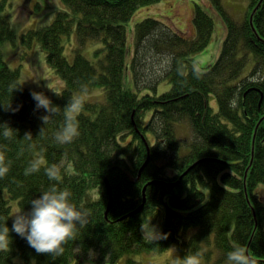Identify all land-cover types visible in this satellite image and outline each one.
<instances>
[{
    "label": "trees",
    "instance_id": "16d2710c",
    "mask_svg": "<svg viewBox=\"0 0 264 264\" xmlns=\"http://www.w3.org/2000/svg\"><path fill=\"white\" fill-rule=\"evenodd\" d=\"M158 1L62 0L66 9L49 24L18 36L4 12L9 0H0V44L19 38L27 47L35 43L64 81L61 91L27 88L0 48V124L17 132L11 140L0 135L12 162L0 179V223L7 220L12 240L9 251H0V264H114L121 258L125 264H143L139 255L173 247V258L163 264L196 252L203 264H228L227 253L236 245L244 246L255 264H264V194L257 191L259 185L264 189V0H247L243 20L230 15L234 0H209L224 20L226 35L218 58L205 70L194 60L211 41L214 20L197 2L192 34L161 19L137 22L133 55L126 63L124 23L138 7ZM73 30L79 46L69 59L62 48ZM88 40L101 44L95 60L81 51ZM11 84L21 88L10 93ZM95 87L102 88V99L85 98L79 138L56 144L54 133L69 99ZM32 91L43 92L61 109L46 126L40 117L47 113L36 110ZM211 96L215 111L209 107ZM234 97L237 106L231 107ZM182 121L192 131L184 150L175 135ZM28 132L33 140L23 141ZM41 156V170L25 176ZM52 164L61 168L59 187H67L74 203L91 210L88 226L55 259L37 254L11 232L10 219L12 202L27 212L29 202L54 183L44 174ZM106 180L112 203L105 215ZM158 219L168 238L151 243L141 226H154Z\"/></svg>",
    "mask_w": 264,
    "mask_h": 264
},
{
    "label": "rangeland",
    "instance_id": "374dc122",
    "mask_svg": "<svg viewBox=\"0 0 264 264\" xmlns=\"http://www.w3.org/2000/svg\"><path fill=\"white\" fill-rule=\"evenodd\" d=\"M225 1V0H223ZM197 2L200 6L211 16L213 21V32L211 41L209 44L199 53L195 55L194 66L199 70H205L211 66L219 55V48L221 47L222 41L226 35V25L221 16L214 10L209 0L205 2L209 5L208 8L204 6L201 0H161L153 4L140 6L133 13L132 17L124 23L127 31L126 41V63L131 61L133 55L134 45V28L135 24L144 18H156L158 20H165V22L173 24L177 30L186 31L189 34L193 33L192 12L193 4ZM247 0H234V7L232 12L227 10L231 17L236 20H243L248 12ZM148 6H153L149 8ZM66 5L62 0H9L6 8L4 9L5 14L8 15L9 23L14 33L20 36L26 30L37 29L40 26L49 24L56 16L57 12L65 10ZM211 10L216 14V18L213 16ZM191 22V24H190ZM191 36V35H188ZM193 36V35H192ZM76 31L73 30L68 36L64 37L63 53L70 59L73 55V49L78 47ZM101 46L99 42L88 40L82 48L83 55L89 60H95V50ZM1 52L7 66L12 69H19L20 82L24 86L32 90H43V91H58L64 87V81L47 61L46 53L40 50L35 43L32 46H25L21 42L20 38L16 41L10 42L5 41L0 44ZM129 66H126V71ZM130 70V69H129ZM148 72V71H146ZM139 75V74H138ZM137 75V76H138ZM131 82L133 80L132 72L126 75ZM146 75L140 77V81H145ZM139 81V82H140ZM163 88H159V91L164 90L169 86L168 82L163 83ZM86 100H101L102 99V88H92L90 93L84 94ZM209 107L213 111L216 110L217 104L213 96L209 101ZM258 124V123H257ZM189 124L185 122H179L175 125V135L181 139L182 149L184 140H192V131ZM182 155L185 152H181ZM258 193L262 196L264 194L263 187H258ZM12 211L10 209V219L12 216L19 212L17 201L12 202ZM137 209L130 212L137 213ZM157 230H162V220L158 219L154 224ZM173 252L165 251L163 253H143L138 257L142 260L143 264H163L166 261L171 260ZM114 264H125V260L121 258ZM203 264V263H201Z\"/></svg>",
    "mask_w": 264,
    "mask_h": 264
},
{
    "label": "clouds",
    "instance_id": "9594fccd",
    "mask_svg": "<svg viewBox=\"0 0 264 264\" xmlns=\"http://www.w3.org/2000/svg\"><path fill=\"white\" fill-rule=\"evenodd\" d=\"M197 78H199L197 76ZM15 84L9 86V92L20 89ZM86 89L78 96L69 99L67 105L63 109V123L54 133V141L59 145L72 144L80 136L78 116L84 109ZM36 102V110L44 109L47 115L40 117L46 126L61 109L55 106L52 101L44 95L43 92L32 91L30 93ZM231 107L237 106V99L234 97L230 102ZM18 110V109H16ZM14 110V111H16ZM44 128H41L40 135L44 134ZM0 135L6 140H11L17 136L16 130L12 129L7 123L0 124ZM23 141H32V134L25 133ZM29 147H32L29 144ZM6 146L0 145V179L5 178L11 170V160L7 159ZM44 163L43 156L33 160L25 169L24 175L28 176L38 173ZM44 174L49 181L54 182L49 185L47 190L43 191L38 198L32 199L29 203L31 208L25 212L24 209L13 215L11 232H14L27 244L35 250L37 254H47L53 259L62 256L65 253L66 245L70 241H75L81 233V229L90 223L91 210L79 207L73 202V193L67 188L59 187L62 183L61 168L52 164L44 168ZM144 238L150 239L153 243L158 240L167 239V234H162L157 230L156 226H141ZM147 230V231H146ZM12 240L10 237V229L7 226V220L0 223V251H9L11 249ZM168 251L175 252V248H169ZM202 254L196 252L194 254L175 257V264H201ZM228 264H255L250 257L248 250L241 245H236L227 253Z\"/></svg>",
    "mask_w": 264,
    "mask_h": 264
},
{
    "label": "water",
    "instance_id": "95a60500",
    "mask_svg": "<svg viewBox=\"0 0 264 264\" xmlns=\"http://www.w3.org/2000/svg\"><path fill=\"white\" fill-rule=\"evenodd\" d=\"M147 162H148V160H146V162H145V164H147ZM144 164V165H145ZM106 182H107V180H106ZM106 185H107V188H108V193H109V195H110V202H109V204H108V208H107V211L105 212V214H107V212H108V210H109V207H110V205H111V203H112V199H111V189H110V187H109V185H108V182L106 183ZM138 210V209H137Z\"/></svg>",
    "mask_w": 264,
    "mask_h": 264
},
{
    "label": "bare ground",
    "instance_id": "6f19581e",
    "mask_svg": "<svg viewBox=\"0 0 264 264\" xmlns=\"http://www.w3.org/2000/svg\"><path fill=\"white\" fill-rule=\"evenodd\" d=\"M206 160V158H203L201 161H205Z\"/></svg>",
    "mask_w": 264,
    "mask_h": 264
}]
</instances>
